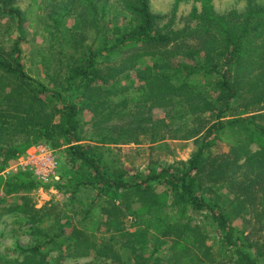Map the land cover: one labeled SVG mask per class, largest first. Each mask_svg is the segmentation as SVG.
Instances as JSON below:
<instances>
[{"label":"trees","instance_id":"1","mask_svg":"<svg viewBox=\"0 0 264 264\" xmlns=\"http://www.w3.org/2000/svg\"><path fill=\"white\" fill-rule=\"evenodd\" d=\"M174 1L172 13L160 15L151 0H42L25 9L22 0H0V19L10 24L0 41V174L28 149L10 137L26 136L68 147V162L84 175L61 209L35 208L31 174L4 184L0 220L9 213L24 216L35 229V246L21 250L22 261L0 253V264H49L57 252L94 255L88 264H264V241L232 220L241 213L255 215L258 224L264 219V0H244V11L223 15L214 12L213 0H199L202 9L194 8L182 29L174 18L191 0ZM27 24L53 40L39 57L42 74L55 82L49 89L24 63ZM149 61L165 71L155 73ZM130 70H136L140 95L162 102L180 97V105L194 100L191 111L210 113L213 121L189 160L160 173L153 168L133 182L116 160L104 162L111 145L124 143L130 131H111L96 146L85 145L81 120L85 108L126 90L118 78ZM243 100L249 103L242 112L226 116ZM219 143L229 152L214 153ZM252 144L259 146L256 152ZM156 182L167 190L158 193ZM220 185L233 196L229 205L214 198ZM81 189L96 192L83 208L74 205ZM25 192L19 204L2 205ZM127 217L134 219L130 227ZM103 229L106 237L99 236ZM163 240L172 244L168 258L160 255Z\"/></svg>","mask_w":264,"mask_h":264},{"label":"rangeland","instance_id":"2","mask_svg":"<svg viewBox=\"0 0 264 264\" xmlns=\"http://www.w3.org/2000/svg\"><path fill=\"white\" fill-rule=\"evenodd\" d=\"M41 2L42 0H22L21 7L27 8L32 2ZM174 0H151L150 6L155 14L168 15L171 14L174 7ZM211 5L214 12L219 15L229 13L233 10L242 12L246 7L244 0H213ZM203 2L199 0H191L180 5L174 18V26L177 29L186 27L187 19L194 8L201 10ZM69 26H75L73 20H70ZM192 24H195L193 22ZM10 26L9 22L0 19V41L3 40V33ZM18 32L13 37L18 36ZM26 40L22 43L24 63L31 74L44 82L47 88L54 86V80L46 79L41 72L39 57L47 54L48 49L52 46L53 40L45 35L41 30L33 29L27 24L25 30ZM5 38V37H4ZM182 62V59H173L172 64L175 67ZM155 73L157 70H164L165 66L161 64H153ZM120 88H125L123 92L115 96L109 102H105L95 108L90 106L85 108L81 115L82 123L86 129L84 136L87 141L83 144L96 146V142L104 136L121 130H129L132 135H123L121 140L124 143L119 145H111L110 155L108 154L104 162L112 164L116 160V165H120L125 172V178L128 181H136L138 175L147 176L151 169L155 168L158 173L164 169L181 161L189 160L200 148L205 129L212 124L210 113H195L190 107L192 102H185L182 105L179 102L184 99L176 97L174 101L162 102L160 98H150L148 95H140L142 87L136 80V70H130L121 75ZM52 81V82H51ZM51 94V92H49ZM144 96V97H143ZM216 100V97H212ZM138 99L137 102H134ZM193 99V98H192ZM191 100V98H190ZM246 100H249L246 99ZM198 100H195L197 103ZM123 102H127L126 105ZM249 103L242 101L226 116L239 114L244 110V106ZM118 112H124V116L114 117ZM264 113V112H263ZM111 116L112 120H107ZM96 125L93 126V123ZM113 136H116L115 134ZM8 138V137H7ZM11 142L15 144L25 143L28 149L23 152L17 159L9 162L4 166V171L0 174V200L4 199V184L11 179L17 178L20 173L31 174L36 181L35 186L30 191L36 209L43 207L58 206L60 209L69 202V190L84 178L78 167H73L69 162V149L66 146H54L45 140L33 141L29 137H10ZM9 141V140H8ZM10 142V141H9ZM24 144V145H25ZM48 146L55 152L58 162L57 172L60 181H52L49 183L40 182L30 171L20 169L26 156L31 154L38 146ZM259 149L257 144H252L250 150L256 152ZM216 154H226L228 149L219 143L213 148ZM2 161V158H0ZM113 165V164H112ZM154 188L158 193H163L167 187L162 182L154 183ZM216 196H221V203L229 205L227 198H233L228 192L225 185L215 188ZM20 196H12L5 199L3 206H14L20 203ZM96 197V192L81 189L76 195L74 205L83 208ZM108 201L105 199L104 202ZM220 203V202H219ZM133 208H139L138 204H134ZM263 217V216H262ZM233 225L240 230H244L246 234H250L253 240L264 241V219L261 224L257 223L255 215L250 213H241V215L232 216ZM134 219L127 217L124 219L126 227L133 224ZM32 225L27 224V219L17 213L5 214L0 220V253L9 259L24 258L21 250H30L35 246V231ZM100 237H106L105 231L99 233ZM172 244L170 240H163L159 245L160 255L168 258L171 255ZM94 255L90 257L74 258L68 256L65 252H57L48 258L49 264H88L94 263ZM235 264V263H230Z\"/></svg>","mask_w":264,"mask_h":264},{"label":"built area","instance_id":"3","mask_svg":"<svg viewBox=\"0 0 264 264\" xmlns=\"http://www.w3.org/2000/svg\"><path fill=\"white\" fill-rule=\"evenodd\" d=\"M23 160L24 163L18 167L23 171H30L40 182L49 183L52 181H60V176L57 172V157L55 152L48 146H38Z\"/></svg>","mask_w":264,"mask_h":264}]
</instances>
